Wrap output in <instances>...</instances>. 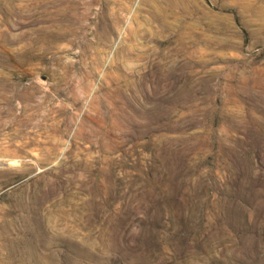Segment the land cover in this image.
<instances>
[{"label":"rangeland","instance_id":"obj_1","mask_svg":"<svg viewBox=\"0 0 264 264\" xmlns=\"http://www.w3.org/2000/svg\"><path fill=\"white\" fill-rule=\"evenodd\" d=\"M0 264H264V0H0Z\"/></svg>","mask_w":264,"mask_h":264}]
</instances>
